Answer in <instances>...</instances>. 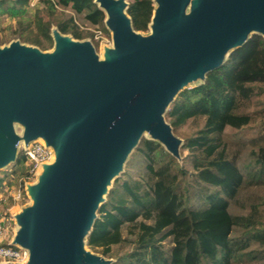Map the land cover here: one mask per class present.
Listing matches in <instances>:
<instances>
[{"label": "water", "instance_id": "95a60500", "mask_svg": "<svg viewBox=\"0 0 264 264\" xmlns=\"http://www.w3.org/2000/svg\"><path fill=\"white\" fill-rule=\"evenodd\" d=\"M95 1L114 45L102 61L89 42L56 29L49 54L18 42L0 48V167L15 160L13 121L24 126L25 145L40 137L54 151L27 186L32 206L15 216L11 243L29 251L24 264H108L82 239L124 158L144 131L175 157L179 140L161 117L166 104L251 29L264 39V0H154L148 37L132 29L123 0Z\"/></svg>", "mask_w": 264, "mask_h": 264}, {"label": "trees", "instance_id": "16d2710c", "mask_svg": "<svg viewBox=\"0 0 264 264\" xmlns=\"http://www.w3.org/2000/svg\"><path fill=\"white\" fill-rule=\"evenodd\" d=\"M8 2L4 12L16 17L24 12L28 0ZM46 16L37 11L33 20L21 28L19 37L44 50V41L52 44V27L62 35L82 40L90 34L80 29L71 15L52 22L56 8H69L90 24L104 27L106 14L95 0H54L46 2ZM154 0H130L126 6L132 29L148 30L154 12ZM23 24V23H21ZM32 27L29 34L24 35ZM264 94V39L252 34L239 47L232 49L216 68L206 72L201 82L181 90L166 112L173 130L189 119L203 118V124L181 143L187 150L195 177L204 184L219 188V193L206 195V205L191 208L186 189L181 186L187 170L157 140L143 138L136 147L144 159L149 182L127 177L115 180L106 201L98 208L85 242L110 256L114 245L130 243L124 254L116 255L109 264H230L238 255L231 233L244 229L249 237L264 244V227L256 228L254 212L234 215L229 211L233 199L246 184L264 183V108L263 142L254 152V166L246 174L227 155L221 136L226 127L239 129L252 117L244 109L255 95ZM23 155L15 165H23ZM2 179H0V183ZM132 236L128 240L123 234ZM172 237L169 254L162 241ZM264 255V254H263ZM254 264H264V259Z\"/></svg>", "mask_w": 264, "mask_h": 264}, {"label": "rangeland", "instance_id": "374dc122", "mask_svg": "<svg viewBox=\"0 0 264 264\" xmlns=\"http://www.w3.org/2000/svg\"><path fill=\"white\" fill-rule=\"evenodd\" d=\"M48 1L50 0H28L27 4L23 7L24 12L16 17H10L6 12H4L5 8L9 5L7 1H3L2 3H0V48H5L13 42H18L29 48L39 49L33 44L22 42L19 37V32L22 31L21 28H23L27 24V22L33 20L34 15L37 11H40V14L44 17L46 16L47 11L45 9V5H47L46 2ZM129 1L130 0H123L124 5L127 6ZM157 5V2L154 1V6L157 7ZM190 9L191 3H189L188 6L185 8V15L190 12ZM62 15L73 16L77 23L80 25V29L90 34V36H87L82 40L73 39L69 35L66 36L70 37L71 40L89 42L92 45L98 60H104V53L107 48H114L112 31L107 27L105 23L107 16L104 20V27L95 26L88 23L83 18V15H76L69 8L60 9L58 7L53 11L52 15H50V19L52 20V22H55L57 19L61 18ZM97 28L101 30L102 35L98 38H95V30ZM30 30H33L32 27L27 29L25 32L23 31V34L28 35ZM52 30H54L53 27ZM257 32L258 31L251 29L246 34L245 40L249 38L252 34H255ZM136 34L138 37L150 36L152 34L151 24L147 31H136ZM44 45L47 47L44 50L39 49L41 52L47 54L53 52L54 40L52 41V44L44 41ZM232 49L233 48L227 49V51L223 55L221 63L225 60L228 53ZM201 80L202 78L188 80L177 90L173 98L166 104L163 111L161 112V117L163 118L166 124L169 125V123L167 122L166 112L174 101V99L177 97L178 93L186 87H190L201 82ZM263 108L264 94L253 96L246 103V107L244 109L251 115V122L248 125L243 126L239 129L228 126L226 127L224 133L221 136V140L223 141V146L227 151V155L239 166L241 171L245 174L254 166V152H256L257 150V145L263 142V138L261 137V135L263 134ZM203 120V118L189 119L183 126L175 130H173L169 125L172 134L179 140L177 155L175 156V158L177 159L178 163L181 164L187 170L186 177L182 183L181 189H186V193L189 199L187 205L191 208H201L205 206L206 202L204 201V198L207 194L211 192L219 193V188L204 184L203 182H200L196 179L194 169L191 165L190 157L188 156L187 150L181 147V143L184 141V139L202 126ZM12 127L14 130V134L18 139L15 148L16 159L18 156L22 155L21 150L24 144V126L20 122L13 121ZM143 138H151V134L148 131H144L142 133L137 144L130 150V152L124 158L118 172L110 179L109 183L105 186V190L101 194V200L98 202L97 209L95 210V218L98 216L99 206L106 201L107 194L112 188L115 180H119V182H121L123 179L130 177L133 179H139L144 184H147L149 182V178L146 175L144 169V159L136 151V147L139 145L140 141ZM37 139L42 140V138L40 137ZM33 140L28 143H31ZM25 176L26 174L24 165H15V160H11L0 167V179H2L0 186H2V184L4 183L9 190L18 187L22 188L24 185H26V193H24L23 199L16 202L12 199H9L6 203H2L0 205V212L5 214V216H11L14 222V224L12 225L13 227L9 232L10 242L13 241L14 237L16 236V233L20 228V226L16 223L15 216L22 212L23 209L31 207L33 204V200L31 199L27 191V186L29 185V183H27ZM35 182H33L32 184H34ZM229 201L230 213L234 215H246L252 210L254 212L256 228L264 227V183L244 185L240 189L239 193ZM123 234L124 236H126V238H128V240L132 238V236L127 235L125 228H123ZM231 236L239 248V253L231 261L230 264H254L264 259V244H262L258 240L253 239L252 237L250 238L249 234L244 229L235 227L231 233ZM85 238L86 237H83L82 239L84 250L89 251L97 256L103 257L108 262V264L115 261L116 255L124 254L125 252H128L131 248V245L128 242H125L121 245H114L112 247L111 255L104 256L99 249L89 248L86 245ZM172 244L173 243L171 236H167L162 241L163 249L167 254H169Z\"/></svg>", "mask_w": 264, "mask_h": 264}, {"label": "built area", "instance_id": "2783aa9c", "mask_svg": "<svg viewBox=\"0 0 264 264\" xmlns=\"http://www.w3.org/2000/svg\"><path fill=\"white\" fill-rule=\"evenodd\" d=\"M101 35V30L97 28L95 30V38ZM22 147L21 152L24 157L25 178L27 183L32 184L37 180L43 164H48L53 161L54 151L52 147L46 145L40 139H34L31 143L23 144ZM9 190L4 183L0 186V205L6 203L9 199L15 202L23 199L24 193H26V185L22 188L18 187ZM13 224L14 222L11 216H5V214L0 212V262L24 264L28 260L29 251L9 241V232Z\"/></svg>", "mask_w": 264, "mask_h": 264}]
</instances>
